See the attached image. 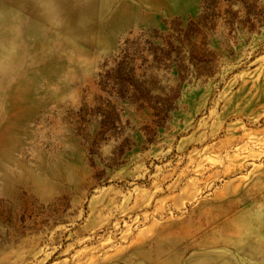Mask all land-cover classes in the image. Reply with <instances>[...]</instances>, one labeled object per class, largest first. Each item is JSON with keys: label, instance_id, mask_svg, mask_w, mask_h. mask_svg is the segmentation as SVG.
<instances>
[{"label": "rangeland", "instance_id": "374dc122", "mask_svg": "<svg viewBox=\"0 0 264 264\" xmlns=\"http://www.w3.org/2000/svg\"><path fill=\"white\" fill-rule=\"evenodd\" d=\"M0 264H264V0H0Z\"/></svg>", "mask_w": 264, "mask_h": 264}]
</instances>
